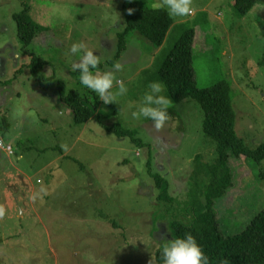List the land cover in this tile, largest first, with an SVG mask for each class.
<instances>
[{"label":"rangeland","instance_id":"1","mask_svg":"<svg viewBox=\"0 0 264 264\" xmlns=\"http://www.w3.org/2000/svg\"><path fill=\"white\" fill-rule=\"evenodd\" d=\"M122 2L0 0V137L15 149L0 160V264H155L157 250L171 240L169 222L185 220L186 207L202 198L208 180L203 171L217 157L195 100L173 102L170 119L159 129L132 116L184 30H196L199 87L229 80L239 138L252 149L264 143V6L240 17L234 0H192V13L173 17L159 49L133 34L116 72L127 94L119 104L102 102L99 118L75 124L71 111L31 74L15 17L27 6L29 16L48 29L40 45L28 49L70 91L80 88L73 65L82 53L65 55L73 43L101 57L100 71H113L107 62L123 27ZM111 106L117 112L106 117ZM116 123L137 131L152 149L118 138L110 132ZM149 150L153 173L169 182L173 205L159 202ZM229 165L233 185L215 210L221 231L233 236L264 209V161L243 156ZM194 189L196 197L190 195Z\"/></svg>","mask_w":264,"mask_h":264},{"label":"trees","instance_id":"2","mask_svg":"<svg viewBox=\"0 0 264 264\" xmlns=\"http://www.w3.org/2000/svg\"><path fill=\"white\" fill-rule=\"evenodd\" d=\"M146 2L147 0H132L129 3V0H123L121 5L123 27L117 35L115 53L107 62L111 67L120 62L133 34H139L154 49H159L164 45L175 20L168 15L166 9L153 10ZM257 5L264 6V0H234V9L240 17H245ZM129 9L133 10L131 15L128 13ZM29 12L26 6L21 13L16 15L15 19L18 24V37L24 46L23 51L30 58L28 68L36 77L39 87L52 92L61 104L71 111L75 124L82 125L95 117L99 118L102 101L96 93L82 86L80 82V88L68 91L66 85L57 80L55 75L45 73L46 67L50 65L29 51L28 48L32 44L40 45L37 40L48 31L33 20ZM50 40L52 39H49L47 48L53 44ZM195 42V28L184 30L160 66L158 78L166 85L168 97L173 102L192 99L200 105L204 112L202 129L207 137L215 141L217 157L215 163L208 165L203 171L208 180L207 183L202 184L203 187L200 189L202 198L196 201L194 199L193 206L186 207L185 220L173 219L171 224L169 222L171 240L182 237L185 233H191L209 256L211 264H219L221 259H228L229 264H264V209L254 217L245 230L233 236H227L221 231L215 210L216 200L222 198L233 185L230 160L244 156L261 164L264 161V143L252 149L239 138L236 131L237 117L233 105V88L229 80H222L207 88L199 87L194 68ZM104 67V65L99 66L102 69ZM73 75L79 79L78 71H75ZM113 108L111 106V109L104 115L114 116L117 110ZM110 132L118 138H131L141 150L152 149L151 145L137 137V131L127 129L120 123L110 128ZM150 153L151 158L147 164L157 189L161 191L158 197L159 202L173 205L176 199L170 195L169 182L160 174L153 173V152ZM82 168H84L83 165ZM195 191L197 193V189H194L190 195L196 197ZM162 247L156 252L155 264H162L160 258Z\"/></svg>","mask_w":264,"mask_h":264},{"label":"clouds","instance_id":"3","mask_svg":"<svg viewBox=\"0 0 264 264\" xmlns=\"http://www.w3.org/2000/svg\"><path fill=\"white\" fill-rule=\"evenodd\" d=\"M132 0H129L131 3ZM153 10L166 9L170 17H185L192 13V0H153ZM133 12L128 10L129 15ZM80 55L79 62L73 65V71L79 72V82L85 88L96 93L99 100L105 105L119 104L120 97H124L128 88L116 79V72L122 69L121 63L113 66V71L102 72L99 69L101 57L94 51L87 50L82 42L73 43L65 55ZM118 85L115 88L114 86ZM166 85L162 81H153L148 85L137 111L132 112L135 119H145L153 122L159 129L170 119L169 109L173 107V101L163 93ZM5 214V209L0 206V216ZM160 258L162 264H211L209 256L191 233H185L182 237L167 240L164 243ZM219 264H229L228 259H221Z\"/></svg>","mask_w":264,"mask_h":264},{"label":"built area","instance_id":"4","mask_svg":"<svg viewBox=\"0 0 264 264\" xmlns=\"http://www.w3.org/2000/svg\"><path fill=\"white\" fill-rule=\"evenodd\" d=\"M0 152H4L10 157L14 155V148L11 144L6 143L2 138H0Z\"/></svg>","mask_w":264,"mask_h":264},{"label":"crops","instance_id":"5","mask_svg":"<svg viewBox=\"0 0 264 264\" xmlns=\"http://www.w3.org/2000/svg\"><path fill=\"white\" fill-rule=\"evenodd\" d=\"M1 60H3V59H0V62H1ZM3 62L5 63L4 60H3ZM2 94H3V93L0 94V102H1V99H2ZM3 155H5V154L2 153V152H0V158H1ZM5 156H6V155H5ZM7 157H8V156H7Z\"/></svg>","mask_w":264,"mask_h":264}]
</instances>
